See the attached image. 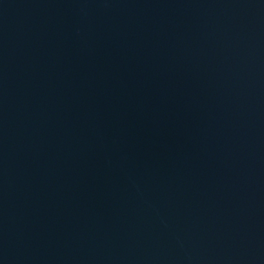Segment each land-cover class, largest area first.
Listing matches in <instances>:
<instances>
[{"label":"water","instance_id":"water-1","mask_svg":"<svg viewBox=\"0 0 264 264\" xmlns=\"http://www.w3.org/2000/svg\"><path fill=\"white\" fill-rule=\"evenodd\" d=\"M0 264H264V0H0Z\"/></svg>","mask_w":264,"mask_h":264}]
</instances>
